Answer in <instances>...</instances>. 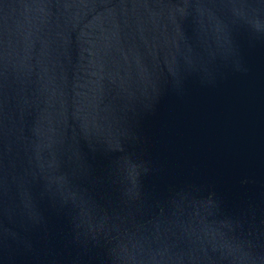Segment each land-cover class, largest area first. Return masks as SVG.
<instances>
[{"label": "water", "instance_id": "obj_1", "mask_svg": "<svg viewBox=\"0 0 264 264\" xmlns=\"http://www.w3.org/2000/svg\"><path fill=\"white\" fill-rule=\"evenodd\" d=\"M0 210L39 264H264V0H0Z\"/></svg>", "mask_w": 264, "mask_h": 264}]
</instances>
